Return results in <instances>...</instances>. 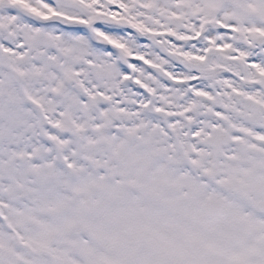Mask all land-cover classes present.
Here are the masks:
<instances>
[{
	"label": "snow or ice",
	"instance_id": "1",
	"mask_svg": "<svg viewBox=\"0 0 264 264\" xmlns=\"http://www.w3.org/2000/svg\"><path fill=\"white\" fill-rule=\"evenodd\" d=\"M0 264H264V0H0Z\"/></svg>",
	"mask_w": 264,
	"mask_h": 264
}]
</instances>
